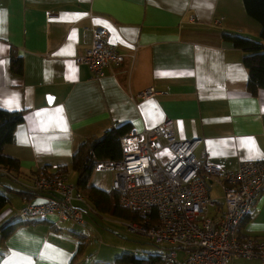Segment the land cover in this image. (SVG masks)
<instances>
[{
	"label": "crops",
	"instance_id": "crops-1",
	"mask_svg": "<svg viewBox=\"0 0 264 264\" xmlns=\"http://www.w3.org/2000/svg\"><path fill=\"white\" fill-rule=\"evenodd\" d=\"M90 27L106 30L124 56L99 78L76 61L90 46ZM260 33L243 0H0V110L24 112L13 143L2 150L19 167L0 168V194L8 198L0 212V264H116L125 254L90 246L86 225L98 232L102 217L122 220L97 213L83 196L75 205L84 225L18 213L32 202L22 194L44 168L67 169L75 187L73 154L111 128L140 131L172 120L178 139L200 140L195 154L204 151L226 173L242 161L264 162V90L250 94L242 52L223 39L258 40ZM12 56L21 60L20 74L10 67ZM148 88L154 96L134 106L131 98ZM110 173L95 169L90 184L111 191ZM244 221L241 233L264 239V191ZM14 223L21 225L3 237ZM130 252L137 259L162 254Z\"/></svg>",
	"mask_w": 264,
	"mask_h": 264
},
{
	"label": "built area",
	"instance_id": "built-area-1",
	"mask_svg": "<svg viewBox=\"0 0 264 264\" xmlns=\"http://www.w3.org/2000/svg\"><path fill=\"white\" fill-rule=\"evenodd\" d=\"M86 30L91 34L90 46L76 61L99 78L104 69L119 66L124 56L108 43L106 30ZM154 94L148 88L131 100L135 106ZM200 144V140L178 139L172 120L140 131L131 128L119 138L120 159L100 163L96 169L112 173L111 191L119 195V205L140 217L124 223L127 232L165 251L154 264H264V239L240 232L264 191V162L242 161L226 173L208 163L204 151L195 154ZM67 175L40 171L31 190L46 202L26 203L19 215L86 224L84 212L75 205L83 197L68 183ZM213 188L220 191L221 203L211 198Z\"/></svg>",
	"mask_w": 264,
	"mask_h": 264
},
{
	"label": "trees",
	"instance_id": "trees-1",
	"mask_svg": "<svg viewBox=\"0 0 264 264\" xmlns=\"http://www.w3.org/2000/svg\"><path fill=\"white\" fill-rule=\"evenodd\" d=\"M244 8L248 16L257 21L261 26V33L258 40L234 34H223V39L242 52V63L248 72L247 90L253 96L258 90H264V0H243ZM10 67L13 72L20 74L21 60L11 57ZM23 111L9 112L0 110V168L6 171H17V161L3 155L4 146L10 145L14 140V132L22 120ZM131 127L127 124L111 128L101 136L84 140L72 156L70 170L75 173V188L88 201L93 210L99 214L109 215L122 221H138L137 213L128 211L118 203L119 195L113 191H102L90 184L92 173L100 163L115 161L120 159L121 150L119 146L120 136L127 133ZM63 173L67 169L59 167ZM41 171H47L45 168ZM22 195L27 200L33 201L39 195L33 190H29ZM8 204V198L0 194V212ZM246 221H243V225ZM24 224V223H23ZM30 224V222H25ZM21 223H14L2 229V236L7 237ZM78 236V235H77ZM79 237V236H78ZM81 252V243L77 253ZM162 259L160 254L149 255L143 259H137L131 254H123L116 260V264H139L159 263Z\"/></svg>",
	"mask_w": 264,
	"mask_h": 264
},
{
	"label": "rangeland",
	"instance_id": "rangeland-1",
	"mask_svg": "<svg viewBox=\"0 0 264 264\" xmlns=\"http://www.w3.org/2000/svg\"><path fill=\"white\" fill-rule=\"evenodd\" d=\"M110 174L112 175V173ZM107 176L109 178L108 174L99 175V177L102 178L101 180H104ZM109 183H111V181ZM210 188L211 186H209V189ZM212 190L213 189H211L210 192L211 198L221 199L220 194L216 190ZM102 218L105 222L98 223V227H96V229L99 230L98 232L88 225H86L84 229L85 233L88 235L90 246L99 248L101 253H126L130 250V253H161L164 251L157 245L148 242L144 237L129 234L122 221L108 216ZM95 241H98V243L96 244ZM93 252H97L96 249L93 250ZM179 259H181V256Z\"/></svg>",
	"mask_w": 264,
	"mask_h": 264
},
{
	"label": "water",
	"instance_id": "water-1",
	"mask_svg": "<svg viewBox=\"0 0 264 264\" xmlns=\"http://www.w3.org/2000/svg\"><path fill=\"white\" fill-rule=\"evenodd\" d=\"M43 202H46V200L42 198H36L32 201V204H38V203H43Z\"/></svg>",
	"mask_w": 264,
	"mask_h": 264
},
{
	"label": "snow or ice",
	"instance_id": "snow-or-ice-1",
	"mask_svg": "<svg viewBox=\"0 0 264 264\" xmlns=\"http://www.w3.org/2000/svg\"><path fill=\"white\" fill-rule=\"evenodd\" d=\"M249 151L253 154L252 156H250V158H254L255 157V149L254 147L251 146V143L249 142Z\"/></svg>",
	"mask_w": 264,
	"mask_h": 264
}]
</instances>
